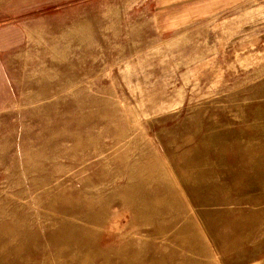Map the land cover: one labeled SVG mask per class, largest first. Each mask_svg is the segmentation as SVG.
<instances>
[{
	"label": "rangeland",
	"instance_id": "rangeland-1",
	"mask_svg": "<svg viewBox=\"0 0 264 264\" xmlns=\"http://www.w3.org/2000/svg\"><path fill=\"white\" fill-rule=\"evenodd\" d=\"M39 3L7 56L0 264H264V0Z\"/></svg>",
	"mask_w": 264,
	"mask_h": 264
},
{
	"label": "crops",
	"instance_id": "crops-1",
	"mask_svg": "<svg viewBox=\"0 0 264 264\" xmlns=\"http://www.w3.org/2000/svg\"><path fill=\"white\" fill-rule=\"evenodd\" d=\"M207 1L209 0H205V3ZM220 1L212 0V4L207 3L208 8L205 5L203 7L198 6L194 7L192 11H186V13H193L198 16L202 10L211 12L210 9L232 3V0H223L222 4H219ZM39 2L40 0H0V112L6 110L13 97L17 96L15 84L7 65V56L24 42L26 28L22 20L37 9V6L40 5ZM143 3L151 7L153 12L162 14L171 7H180L181 4L186 5V3L199 4L203 3V0H142ZM259 7L260 9L264 8V5Z\"/></svg>",
	"mask_w": 264,
	"mask_h": 264
}]
</instances>
